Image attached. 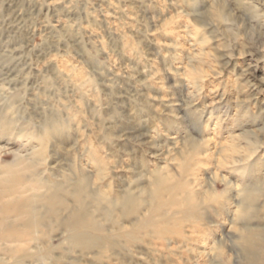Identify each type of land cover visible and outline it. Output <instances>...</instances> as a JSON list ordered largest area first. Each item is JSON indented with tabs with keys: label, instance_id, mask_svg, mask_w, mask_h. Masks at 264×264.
I'll return each instance as SVG.
<instances>
[{
	"label": "rangeland",
	"instance_id": "374dc122",
	"mask_svg": "<svg viewBox=\"0 0 264 264\" xmlns=\"http://www.w3.org/2000/svg\"><path fill=\"white\" fill-rule=\"evenodd\" d=\"M263 74L264 0H0V264H264Z\"/></svg>",
	"mask_w": 264,
	"mask_h": 264
},
{
	"label": "bare ground",
	"instance_id": "6f19581e",
	"mask_svg": "<svg viewBox=\"0 0 264 264\" xmlns=\"http://www.w3.org/2000/svg\"><path fill=\"white\" fill-rule=\"evenodd\" d=\"M248 3V2H246ZM54 4V2H53ZM212 4V3H211ZM210 7V6H209ZM251 23V22H250ZM50 27V26H49ZM188 33V32H187ZM258 45V44H257ZM251 72L254 74V72H257V65L249 63V65L247 66V68L245 69V74L248 75H252ZM264 75V74H263ZM264 78H262V80H260V82H263ZM236 96V95H235ZM237 99V98H236ZM240 99V98H239ZM253 146V142L249 141L247 143V147L244 148V150H238L237 149V153H239V158L238 161L239 163L242 161L247 160L248 161L251 159L250 157L256 153L257 151V147H252ZM250 165V164H249ZM254 167V166H253ZM254 170V169H253ZM261 171V170H260ZM259 176V175H258ZM263 181V180H262ZM261 184V183H260ZM262 185V184H261ZM259 189H261V186L258 187ZM264 192V188L262 189ZM235 191V190H234ZM257 190H254L253 187H246V188H238L237 187V191H236V195H235V200H236V206L238 208V211L243 212L244 209L246 208H254L255 207V203L252 200V198L254 197V194H257L256 192ZM244 193V194H243ZM244 195V196H243ZM246 232L243 235V238L247 241V243L251 242L253 243L254 241H256L258 238V236L256 235V233L253 232V230H251L248 226H245ZM255 245V244H254ZM256 258V257H255ZM255 264H258V261H255Z\"/></svg>",
	"mask_w": 264,
	"mask_h": 264
}]
</instances>
